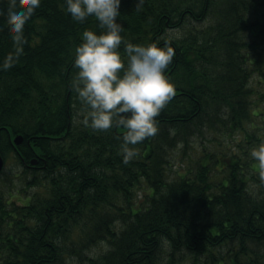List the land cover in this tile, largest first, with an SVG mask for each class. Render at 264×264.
<instances>
[{
    "label": "trees",
    "instance_id": "16d2710c",
    "mask_svg": "<svg viewBox=\"0 0 264 264\" xmlns=\"http://www.w3.org/2000/svg\"><path fill=\"white\" fill-rule=\"evenodd\" d=\"M8 4L0 0V155L23 170L21 195L0 188V264H264V167L242 159L264 129V0H121L125 41L171 38L174 48L165 71L175 93L127 162L125 129L86 126L72 87L74 48L96 18L78 22L65 0H41L6 66ZM206 132L246 143L228 157L199 154L194 170L169 179L171 150ZM141 181L143 204L133 201ZM101 241L106 251L85 253Z\"/></svg>",
    "mask_w": 264,
    "mask_h": 264
},
{
    "label": "clouds",
    "instance_id": "9594fccd",
    "mask_svg": "<svg viewBox=\"0 0 264 264\" xmlns=\"http://www.w3.org/2000/svg\"><path fill=\"white\" fill-rule=\"evenodd\" d=\"M40 4L41 0H9L7 20L14 52L6 66L22 53L25 23ZM65 4L75 21L89 17L98 21V30H82L73 52L77 72L72 87L84 106L79 118L98 130L121 125L125 131L120 148L127 162L137 155L140 142L156 134V117L175 93L165 71L174 56L171 38L163 44L125 41L124 26L117 19L121 0H65ZM251 156L264 167V142L251 149Z\"/></svg>",
    "mask_w": 264,
    "mask_h": 264
},
{
    "label": "rangeland",
    "instance_id": "374dc122",
    "mask_svg": "<svg viewBox=\"0 0 264 264\" xmlns=\"http://www.w3.org/2000/svg\"><path fill=\"white\" fill-rule=\"evenodd\" d=\"M256 134L258 135V137L248 143L254 147L258 143L264 142V129L256 131ZM238 139L241 142L246 143L245 140L242 139V136L239 134H232L229 136L217 135L216 139H212V134L207 132L202 136H192L189 139V144L187 145V147L184 148L182 147V145L178 144L171 150L169 156L170 166L166 169L167 177L169 179H177L179 176L178 174L184 173L185 170H194L197 164V157L199 156V154L205 152H213L212 154H216L220 158L221 156H224L223 154L228 157L230 155V152L232 151V144ZM250 157L251 149L243 156L242 159L249 160ZM221 161V163H224L223 159ZM254 167L256 168L257 166L254 165ZM220 168L221 164L219 163L216 166V169L219 170ZM22 170L23 168L21 164H18L15 160L13 162H4V167L2 169V173L0 174V188L2 189V191H4V194L12 190L15 195H21L22 183L19 181L17 175ZM212 170H214V168ZM248 183H251L250 180H248ZM148 193L149 189L147 185L143 181H141L134 192L133 201L143 204V202L145 201V196ZM107 249V244L104 241H101L95 246L90 247L88 250H85V253L93 256L106 251ZM74 261L75 258L70 257L65 260V264H74ZM186 264L189 263L187 262Z\"/></svg>",
    "mask_w": 264,
    "mask_h": 264
},
{
    "label": "water",
    "instance_id": "95a60500",
    "mask_svg": "<svg viewBox=\"0 0 264 264\" xmlns=\"http://www.w3.org/2000/svg\"><path fill=\"white\" fill-rule=\"evenodd\" d=\"M11 142H12V144H15V145L21 143L22 142V136L21 135L14 136L12 138ZM30 163H31V165H33L35 163V161H31ZM3 166H4V160H3L2 156L0 155V172L3 168Z\"/></svg>",
    "mask_w": 264,
    "mask_h": 264
}]
</instances>
